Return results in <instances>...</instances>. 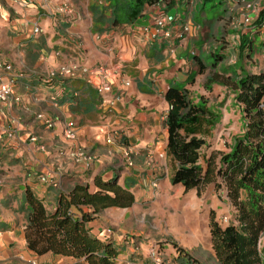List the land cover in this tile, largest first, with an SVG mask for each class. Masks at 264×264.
Returning <instances> with one entry per match:
<instances>
[{
	"label": "crops",
	"instance_id": "0c3cea01",
	"mask_svg": "<svg viewBox=\"0 0 264 264\" xmlns=\"http://www.w3.org/2000/svg\"><path fill=\"white\" fill-rule=\"evenodd\" d=\"M62 2H66L72 10L70 22L64 15L56 12ZM235 2L236 0H219L208 9V0H199L188 9L193 1L180 0L173 8L165 10L176 18L168 26L170 36L166 38L160 34L158 39L144 43L139 38L138 29L141 25L151 23L157 10L154 5L146 6L143 16L134 23L122 24V32H116L114 29L97 32L93 28L88 0H3L4 6L0 4V22L9 28L10 50L21 56L12 57L9 61H0L2 64L11 65L9 72L0 68V73L4 78L13 79V89L20 96V101L2 108L0 124L8 127L11 119H19L18 132L21 141L17 147L18 143L0 137V146L5 153L21 154L20 151L24 150L28 160L25 161L27 171L24 173L20 194L14 196L15 205H9L8 202L2 204L5 201L0 203V246L11 248L16 245L26 249L22 223L18 225L15 222L18 214L15 210L24 186H30L36 195L44 200L48 210H53L59 192L66 193L75 183H88L90 190H93L95 176L105 179L114 176L118 183L127 182L132 185L130 190L135 199L129 208H108L99 213L109 211L108 213L118 217L132 213L134 209L138 210L142 205L149 203L151 197L155 196L152 182H155V188L159 189L156 195L161 193L166 196L172 190L174 195L179 191L183 192L181 186L170 183L175 164L166 153L167 129L164 119L168 106L163 94L169 84L187 89L194 103H200L202 97L206 107L220 115L219 121L202 137L205 139V145L200 150L199 164L205 166L206 158L212 153L229 152L234 137L242 134L245 128L242 106L235 99L234 81L244 74L264 73V31L255 28L264 10V0H259L258 13L253 15L252 25L242 24V13L238 19L241 25L235 26L232 22L230 28H222L223 22L218 19L225 18L227 13L231 16L230 13L236 11ZM213 7L217 9L212 10ZM46 22L49 25L45 30ZM33 23H37L42 29L34 36L31 33ZM195 35L202 39H197L193 46H190L188 38ZM112 39L114 44L119 46L118 53L125 55L123 61L118 58L110 59L108 48ZM132 43L136 44L135 50ZM55 52H60L62 58H57ZM165 53H168L167 58ZM66 58L84 66H87L85 61L88 59L95 63L94 65L101 64L99 59H104L103 64L120 62L122 66V74L115 79L112 90L102 94L106 100L112 102V107L107 111L106 106L101 109L98 105L100 113L97 124L79 125L77 118L82 117L81 114L71 113L65 102L59 103L58 99L56 102L51 101V96L60 93V86L55 80L47 79L45 73ZM208 58H215L216 62L210 64L207 62ZM181 59L186 63V78L180 81L181 84H177L175 76L165 82L164 88H159L158 97L164 102L161 101L160 111L155 110L158 106L153 104L149 95L139 101L138 110H131L130 104L137 99L138 92L149 94L154 90L155 79L151 77L149 70L154 67L155 73L159 71V66L164 68L177 61L176 67L180 71L178 63ZM199 65L204 67L202 73L197 72ZM124 75L136 78V88H132L130 95L123 88ZM210 76H213L215 82L205 88L206 79ZM216 91L220 96L223 91L228 94L226 103L229 104V109L225 110V113L206 101L208 94ZM192 93L196 94L195 98ZM233 105L236 109L230 108ZM39 112L48 117H57L61 123L60 127L55 125L46 129L35 117ZM71 119L76 123V135L72 144L65 141L61 134L64 120ZM228 124L230 125L226 127ZM236 124L238 130L231 132V128ZM224 130L228 131L225 135L230 137L225 144L221 143L219 137ZM108 131L120 135L113 144L105 143ZM29 134L37 135L38 141L29 142ZM71 145L84 147L95 156L89 168L73 163L66 156L63 157V150ZM126 145L134 149L133 166H127L121 154L122 146ZM160 153L164 156L160 157ZM167 163L170 165L168 171ZM46 173L57 180V187L39 181V176ZM216 195L227 207L230 216H233L234 209L226 201L223 192L219 191ZM72 212L79 215L75 208H72ZM99 214L86 223L89 233L101 240L111 239L119 245L123 238L115 236L111 229L104 227L101 223L103 215ZM36 257H49L54 264H61L68 259L51 254Z\"/></svg>",
	"mask_w": 264,
	"mask_h": 264
},
{
	"label": "trees",
	"instance_id": "16d2710c",
	"mask_svg": "<svg viewBox=\"0 0 264 264\" xmlns=\"http://www.w3.org/2000/svg\"><path fill=\"white\" fill-rule=\"evenodd\" d=\"M107 2L109 19L101 17V9L91 10L94 31H107L108 26L101 25L105 22L111 28L132 24L143 16L146 6L161 2L163 9L169 10L180 0ZM208 2L213 6L215 0ZM263 15L264 10L256 29ZM198 67L197 72L202 73L204 67ZM213 82V76L208 77L205 88ZM61 85L66 92L58 102L67 103L71 113L82 116L100 113L99 91L84 79L64 80ZM233 85L235 99L242 106L244 132L234 137L229 152L212 153L203 167L198 162L205 145L202 137L219 121L220 115L206 107L202 97L200 103H194L187 89L168 85L163 94L168 106L164 119L166 153L175 164L170 183L181 186L184 193L197 195L212 185L217 193L223 192L234 209L225 225L218 222L214 210L209 211V244L215 264H264V247L259 248L264 232V73L244 74ZM93 187L90 190L88 183H75L66 193L59 192L55 208L48 210L44 200L30 186H24L15 213L22 216L26 249L36 256L68 258L73 264H116L122 249L111 239L92 236L86 223L104 209L131 207L135 201L132 185L120 184L114 176L109 179L95 176ZM172 247L178 254L177 264H202L176 244Z\"/></svg>",
	"mask_w": 264,
	"mask_h": 264
},
{
	"label": "rangeland",
	"instance_id": "374dc122",
	"mask_svg": "<svg viewBox=\"0 0 264 264\" xmlns=\"http://www.w3.org/2000/svg\"><path fill=\"white\" fill-rule=\"evenodd\" d=\"M192 1L193 3L190 7H188V9H191L194 3L199 2V0ZM249 1L252 0H236V11L230 13L231 16L227 13L225 18H217L218 20H222V28H230V23L232 22L235 26L241 25L238 19L240 17V14L243 13L244 15V13L246 12L245 3ZM257 1L259 3V0ZM88 2V5L90 6L89 8H91V10L94 7L97 9H101L102 13L100 14L103 19H109L111 17L109 8L107 6V0H88ZM218 2L219 0H215V3ZM1 3L2 6H4L3 0H0V4ZM207 4L208 9H210V3L208 2ZM215 9H217V7H213L212 10ZM172 12L174 13V11ZM178 13L180 14V12ZM217 19L216 21H218ZM251 21L253 22L254 18ZM137 24H139V22ZM48 25L49 23L46 22L44 26L45 30L47 29ZM80 25L82 26V23ZM101 25L102 27L108 26L107 31L111 29L116 30V32L123 31L122 24L112 28L109 26L108 22H105ZM8 31L9 28L5 24L0 22V61H9L12 57L21 56L19 53H16V51L12 52V50H10ZM115 39L118 40L117 38ZM197 39L202 38L197 35L192 37L190 36L188 38L190 46H193ZM34 40L36 39L34 38ZM135 48L136 44H133V49L135 50ZM108 50V54L111 60L118 58L123 61V59H125L124 54L118 53L119 46L116 43L114 44L113 39L112 44L110 48H108ZM167 54L168 53L164 54L166 58L168 57ZM52 55H54L53 52ZM98 62L103 64L105 60L99 59ZM152 62L153 59L149 62L150 65ZM207 62L212 64L216 62V59L208 58ZM85 63V65L89 67L95 64L92 63L90 59L86 60ZM178 64L180 67V71H178L176 67L177 61H175L172 65H168L164 68H160L159 66V71H156L155 73L154 67H152V69L149 70V73L151 77L155 79L154 90L149 94L138 92L137 99L130 104L131 110H138L139 101L143 100V97L149 95L152 97L153 104H156V106H158L155 110L157 112L160 111V109L162 108L160 107L162 100L158 97V92L160 90L159 88H164L165 82H168L167 80L174 78L175 76L177 84H181L182 82L180 81L186 78V63L183 59H181L180 63ZM177 72L180 73L177 74ZM204 80L205 78L202 79V81ZM123 81L129 82V85L123 86V88L130 95V93H132V88H136V78L134 76L124 75ZM217 93V91L209 93L206 101H209L214 105L215 108H218L219 110L221 109V111L225 113V110L229 109V104L226 103V96L228 94H224L223 91L222 96H220V94ZM191 95L193 98L196 97V94L194 93H192ZM119 102L121 103V100ZM143 108H145V105L143 106ZM230 108L236 109L234 105L232 107L230 106ZM53 119L55 125L57 127H60L61 123H59L57 118L54 117ZM97 121L98 114L95 115L93 113L77 118V122L79 125H94L98 123ZM229 125L230 124L226 125V127ZM237 130L238 124L231 128V132L235 133V131ZM225 132L228 131L224 130L219 135L220 141L223 144H225L226 141L230 139L227 134L225 135ZM9 140L18 143L17 147H19L21 141L19 132H17V134L12 138H9ZM68 148L69 147H67L65 151L63 150V157L66 156V151ZM23 151L24 150L20 151L21 154L5 153L0 146V203L5 201L2 204L8 202L9 205H15L16 199H14V196L20 194L19 190L23 185L22 183L24 173L27 171L25 161L28 160V156L26 155L25 157V152ZM168 163L167 171L170 169V165ZM154 189L155 196L151 197L149 203L142 205V207H139L138 210L134 209L132 213H128L120 217H118V215H111L110 213H108L109 211H103L101 214H99V216L103 215V219H101V223L103 224V226L111 229L114 232L115 236H120L123 238L121 243L118 245V247L122 249V251L118 256L116 264H177L176 259L178 254L175 248L172 247V244H176L178 247H181L184 250L188 251L194 259L198 260L202 264H215L213 253L210 249L209 244V211L211 209L215 210L216 219L218 220V222H220L221 225H225L230 221L232 217L230 216L231 214H229L227 207L217 199V193L215 192V190L211 186H208L199 195H197L195 192L183 193L181 191H179L177 195H174V190H172L170 194L167 193L166 196H163L161 193L156 195L159 189ZM117 218L120 221H118ZM15 222L18 225H21L22 216L20 214L16 215ZM263 245L264 233L260 237L259 248H263ZM0 264L54 263L49 257L37 258L36 256L29 253L24 247L14 245L11 248L0 246ZM61 264H73V262L70 259H66Z\"/></svg>",
	"mask_w": 264,
	"mask_h": 264
},
{
	"label": "built area",
	"instance_id": "2783aa9c",
	"mask_svg": "<svg viewBox=\"0 0 264 264\" xmlns=\"http://www.w3.org/2000/svg\"><path fill=\"white\" fill-rule=\"evenodd\" d=\"M102 1V0H101ZM156 7V13L152 18L150 24L141 25L138 29L139 38L144 43L152 42L160 37L162 34L163 37L168 38L170 36V31L168 26L175 21V15L170 12H167L163 9L161 2L154 4ZM259 3L257 0H252L251 2L245 3L246 12L242 18V24L252 25L253 15L258 13ZM56 12L64 15L70 22L72 19V10L66 2H62L57 8ZM259 30L264 31V15L261 19ZM41 28L37 23L32 24V35H37L41 32ZM55 56L61 59V53L55 52ZM0 68L6 72L11 70V65L7 63H0ZM122 66L119 62L115 64H97L92 67H87L80 65L78 62L73 59H64L61 60L57 66L49 69L45 73L47 79H53L58 82L60 86V93L56 96H51V101L56 102L57 99L62 97L66 90L61 85V81L69 79H84L88 84L92 85L99 91L100 102L99 106L102 109L106 106V110L109 111L112 107V102L106 100L102 94H106L112 90V84L115 79H117L121 73ZM125 86L129 85L128 81H122ZM20 101V96L16 94L13 89V79L3 77L0 73V113L4 106H11ZM262 106V105H261ZM37 121L41 123L46 129H51L55 126L53 118L46 116L44 113H37L35 115ZM57 118V117H55ZM58 120V118H57ZM18 132V121L11 119L9 121V126L2 124L0 126V137H5L7 139L12 138ZM62 137L69 143H73L76 135V123L71 120H64L61 128ZM120 135L117 132L108 131L105 136L106 144H113L115 140L119 139ZM29 142H37L38 136L29 134L27 136ZM40 147H42L40 145ZM43 148V147H42ZM121 154L123 156L124 162L127 166H133V155L135 154L134 149L131 146H122ZM160 157H163L164 154L160 153ZM66 157L75 164H81L85 168H89L95 159V156L88 152L81 146L71 145L66 151ZM39 181L41 183H46L50 186L57 187V180L50 174H41L39 176ZM151 187L155 188L156 183L152 182Z\"/></svg>",
	"mask_w": 264,
	"mask_h": 264
}]
</instances>
